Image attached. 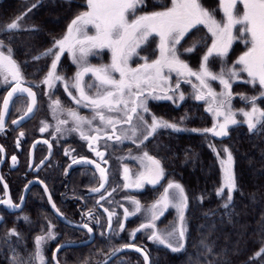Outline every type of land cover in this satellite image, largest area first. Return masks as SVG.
<instances>
[{"label":"snow or ice","instance_id":"6c2138e0","mask_svg":"<svg viewBox=\"0 0 264 264\" xmlns=\"http://www.w3.org/2000/svg\"><path fill=\"white\" fill-rule=\"evenodd\" d=\"M238 3L242 5V9L239 11L237 10ZM85 6L88 10L80 13L71 21L66 34L60 39H54L52 47L34 59L51 58L50 68L42 81L49 90L55 86L57 81H60L63 83L64 91L75 101L77 106L92 110L91 118L81 116L78 111L72 109L66 110V114L71 118L73 124L67 131L78 133L82 140L88 142L89 149L104 164L108 162L104 159L105 151L99 150L101 141H103L105 149L109 141L122 144L126 140H130L139 148L158 129H172L175 132L185 130L181 129L178 124L164 120L162 117H156L154 114L150 116L151 123H148L141 115V112H149L146 104L148 97L173 100V95H176L180 100L185 99L184 93L179 91L180 81L177 80L174 86L170 83L171 73H176L177 77L185 78L184 82L188 84H192L191 79L188 78L194 77L198 81V84L192 85L194 98L206 101L208 103L206 111L216 118L211 128L192 129L191 131L225 137L228 135L230 125H237L241 122L246 124L248 131L252 133L258 129H264V109L257 106L258 100H264V0H219L218 8L212 11L205 8L201 0H170V5L162 6L163 10L151 12L143 11L146 7V0H86ZM216 11L222 13V19L219 21L215 16ZM20 19L22 17H18L6 28H0V31L11 33L20 30L18 23ZM237 25L240 26L238 31L246 45V50L229 66L227 57L233 41L237 39L233 35ZM89 26L94 29L92 35H89ZM197 26L207 29V33L211 35V44L206 46L207 50L201 58L199 70L194 71L180 59L181 53L177 46H180L185 36ZM154 38H158L159 58L149 62L147 57H140L144 63L136 68L131 67L129 61L132 57H139V50ZM199 43L203 44V39ZM196 47L197 45L193 44L191 47L185 48L184 51L192 52L196 50ZM4 48V42L0 40V83L8 86L14 82V86L3 99V111H0V132L5 129L4 116L8 112L13 96L26 94L30 98L25 115L31 114L36 106V93L32 91V87L25 86L20 65L13 59L12 49L8 47L7 54H5ZM104 49L111 51L110 64L94 66L87 62V57L90 54L94 52L98 54ZM65 52L71 54L73 64L77 65L74 76L68 79L57 74L58 64ZM211 57L220 60L219 73L210 70L209 59ZM113 73H119V79L115 78ZM241 73L247 74L246 80L241 76ZM89 74H91L93 82L86 84L85 77ZM239 80H243L244 83L253 87L258 85L260 88L258 95L236 94L250 108L247 111L244 108L234 111L232 108L231 102L234 98L232 85L233 82ZM211 81H218L223 86V91L219 94L215 92L211 87ZM37 87L39 86L37 85ZM158 90L161 94H157ZM73 91L78 95L74 96ZM89 92L93 94L89 95ZM168 93H173V95ZM51 107L54 113L60 111L61 114H64L58 99L52 101ZM237 114L243 117V121L236 119ZM221 117L223 118L222 122ZM134 118L143 127L138 143L137 136L140 129L133 125ZM94 122L98 123L94 124ZM12 123L17 124L19 121L13 120ZM68 123V119H58L55 131L57 133L64 131L63 126ZM125 125L128 127L124 128ZM48 127L45 123L41 131H46ZM20 136L23 137L24 133L21 132ZM209 147L218 159L221 152L225 154V158L219 159L223 177L222 184L216 190V194L224 198L225 202L222 207L228 209L232 205V193L237 190L234 158L227 147L220 150L211 144ZM2 151L3 149L0 147V152ZM69 154V151L65 152V155ZM11 159L15 164L16 157L13 156ZM132 159L140 161L142 170L133 179L129 174L130 170L127 167L123 169L125 188L140 189L145 184L155 186L163 179L164 170L160 160L149 155L147 151H143L140 156L132 157ZM72 163L94 164L95 169L99 172L98 179L101 183L99 187L93 188L91 191L100 192L104 188L108 181L107 168L87 158H73ZM108 195L111 193L109 192ZM49 199L51 198L49 197ZM100 199H105V197L101 195ZM199 199L203 200V197ZM187 202L188 197L183 186L176 182H169L162 195L148 209L149 221L142 223L139 228L132 231L130 237L135 239L136 232L151 229L149 239L153 242L164 245L173 252L181 251L184 248L183 221ZM0 203L9 208L22 206L13 204L10 197L0 200ZM130 203L135 205V208L133 212H129L127 208L124 209L123 218L125 220L141 211L138 200L130 198ZM52 207L56 209L55 204H52ZM169 207L177 210L181 227L167 234H161L156 230L154 221L162 216ZM56 211L59 213L58 209ZM104 211L108 213V228L111 229L115 213L108 209H104ZM85 215L89 218L93 217L91 211ZM22 219L25 222H30L27 216ZM96 222L99 223L98 220ZM49 225L51 227L50 222ZM83 227L92 232V228L87 224H84ZM118 230H124L123 223L118 222ZM9 235L19 236V233L13 228ZM173 237L178 238L177 246H173L170 242ZM48 239H55L53 232L49 231L46 236H37L35 239L37 246L35 258L39 260V264H45L41 246ZM131 247H135V245L125 244L121 248L115 249L113 254ZM136 251L143 252V249L136 248ZM206 251L211 252V249L206 248ZM262 255H264V247L256 253V258ZM144 260H148L146 252H144ZM57 264H59L58 261Z\"/></svg>","mask_w":264,"mask_h":264},{"label":"trees","instance_id":"16d2710c","mask_svg":"<svg viewBox=\"0 0 264 264\" xmlns=\"http://www.w3.org/2000/svg\"><path fill=\"white\" fill-rule=\"evenodd\" d=\"M166 2L167 0H146L144 10L156 11L158 7L166 5ZM85 5L86 0H0V28H6L18 17H22L18 21L20 30L11 33L0 31V40L4 42V49H12L13 59L29 81L45 77L51 58L36 60L34 57L52 47L54 39H60L66 34L71 21L88 10ZM202 39L203 44L199 43ZM156 42L155 39H150L139 50V57H132V63L135 66L143 64L140 57L153 61L158 52ZM193 44L197 45L195 51H184ZM210 44V33L203 26H197L177 46L181 53L180 59L194 71L199 70L206 46ZM245 50L246 45L239 35L228 52L227 64L231 66ZM65 58L64 64L63 61L60 62L58 72H63V68L67 67L66 71L72 74L73 66L68 57ZM104 61L107 62V59ZM67 64L72 67L66 66ZM220 66L218 58L209 59V68L214 73H219ZM73 71L75 73L76 69ZM241 76L244 80L247 79L244 74ZM188 79H191L192 84L184 82L185 78L176 76H172L170 80L173 86L177 80L180 81L179 91L184 93V100L168 93L173 95V100L148 97L146 101L149 123L150 116L154 114L185 129L180 132L158 129L145 145L149 155L161 162L164 170V177L161 179L163 189L169 182H176L183 186L188 197L183 221L184 248L177 252L163 249V256H160L156 264H264V255L256 258V253L264 247V129L252 133L241 122L230 125L225 137L191 131L211 128L216 118L206 111V101L194 98L192 85L198 84V81L194 77ZM210 83L218 94L223 91V86L218 81ZM254 89L257 91L256 87L243 80L233 83L234 98L231 103L234 111L241 108L250 110L236 94L258 95ZM157 94H161L159 90ZM262 101L264 100H258L257 106L264 109ZM234 102L239 103V108H234ZM241 117L237 114L236 119L240 121ZM220 119L222 122L223 118ZM209 144L214 145L217 150L227 147L234 158L237 190L232 193L233 201L228 209L222 207L224 198L216 194L219 188L216 174L221 170L219 159L225 158V154L221 152L218 159ZM206 248H210L211 252L206 251Z\"/></svg>","mask_w":264,"mask_h":264},{"label":"flooded vegetation","instance_id":"af4514ba","mask_svg":"<svg viewBox=\"0 0 264 264\" xmlns=\"http://www.w3.org/2000/svg\"><path fill=\"white\" fill-rule=\"evenodd\" d=\"M65 60L62 56L60 62L63 61L64 64ZM70 64L66 66H71ZM72 66V74L66 71L67 67L63 68V72H58L57 68V72L66 79L71 78L75 74L73 69H76L73 64ZM23 78L25 86L32 87L36 93L37 108L32 118L22 121L30 99L25 96L16 97L4 120L5 129L0 132V147L3 149L0 152V200L10 197L13 204L22 205L21 210L16 211L17 208H9L0 203V264H39V260L35 258V239L37 236H46L49 231L54 233L55 239H48L41 246L45 264H57V261L59 264H146L143 255L136 248L147 253L150 264H156L160 256H163V249H171L149 239L151 229L136 232L135 239L130 237V233L149 221L148 209L162 195L164 185L160 181L155 186L145 184L140 189L124 187L125 167L130 170L129 174L133 179L142 170L140 161L132 157H138L146 151V141L139 148L130 140L122 144L109 141L106 149L101 141L99 150L105 151L104 159L108 162L104 164L78 133L67 131L73 124L66 110L78 111L79 115L88 118H91L92 110L77 106L59 81L54 98L61 102L64 114L54 120L45 103V96L37 87L44 78L38 81H29L25 76ZM86 81V84L93 82L91 74L87 75ZM12 86L14 82L3 89L0 83V111L3 109V99ZM92 94L89 92V95ZM73 95L77 96L78 93L73 91ZM58 119L69 120L63 126L65 130L60 133L55 131ZM13 120L19 123L13 124ZM45 123L49 127L46 131H41ZM21 132L24 133L23 137L20 136ZM142 132L141 125L137 143ZM66 151L70 154L65 155ZM13 156L16 157L15 164L11 159ZM73 158L94 160L107 168L108 181L100 192L91 191L101 183L95 165L73 164ZM109 192L111 195H108ZM101 195L105 199H100ZM130 198L140 202L141 211L125 220L124 209L133 212L135 208L130 203ZM52 204L56 205L59 213L53 209ZM104 209L115 213L111 229L108 228V213ZM89 211L93 213L92 218L85 215ZM24 216L29 217L30 222H25L22 219ZM173 217V213L159 216L154 221L156 230L167 234L180 228L178 217ZM118 222L124 224L123 231L118 230ZM84 224L91 227L92 232L84 228ZM13 228L19 236L9 235ZM170 242L177 246L179 241L173 237ZM125 244L135 247L125 248L126 251L108 261L114 250Z\"/></svg>","mask_w":264,"mask_h":264},{"label":"rangeland","instance_id":"374dc122","mask_svg":"<svg viewBox=\"0 0 264 264\" xmlns=\"http://www.w3.org/2000/svg\"><path fill=\"white\" fill-rule=\"evenodd\" d=\"M208 4H212V6L211 7H213V8H211V7H209L208 5H207V3ZM212 2V3H211ZM201 3H202V5L205 7V8H207L209 11H212L213 9H217L218 8V4H219V0H201ZM166 5H170V0H167V2H166ZM242 9V5L241 4H239L238 3V5H237V10L239 11V10H241ZM159 10H163V8L161 7V8H157V10L156 11H159ZM143 11L144 12H146L144 9H143ZM215 16H216V19L219 21V20H221L222 19V13L220 12V11H216L215 12ZM240 29V26L239 25H237V29L236 30H234V32H233V35L234 36H236L237 38H238V36L240 35V32L238 31ZM88 32H89V35H92V34H94V29L91 27V26H89V28H88ZM157 42H156V49H158L157 48V44H158V38H154ZM237 39H235L234 41H233V44H234V42L236 41ZM232 44V45H233ZM144 48V46L141 48V49H143ZM4 51H5V54H7V50L6 49H4ZM243 54V53H242ZM64 55H66L69 59H70V62L73 64V62H72V59H71V54L70 53H68V52H65L64 53ZM63 55V56H64ZM105 55H106V57H105ZM65 56V57H66ZM157 58H159V51L156 53V57H155V59H157ZM104 59H107V62H105L104 61ZM154 59V60H155ZM219 60V59H218ZM220 61V60H219ZM87 62L89 63V64H91V65H94V66H100V65H107V64H110L111 63V51L110 50H108V49H104V50H102V51H99L98 52V54H96L95 52L93 53V54H90L88 57H87ZM129 64H130V66L131 67H133V68H136V67H138V66H135L133 63H132V61L130 60L129 61ZM75 67H76V70H77V65L76 64H73ZM140 66V65H139ZM237 67H239V66H237ZM58 68V67H57ZM220 68H221V66H220ZM220 68H219V71H220ZM165 72H167V70H165ZM57 74H59L58 72H57ZM172 74H176V73H172ZM171 74V77L172 76H176L177 77V75H172ZM241 74H244L246 77H247V74L246 73H241ZM113 75H114V77L115 78H117V79H119V73H113ZM86 78H87V76L85 77V83L87 82L86 81ZM177 78H179V77H177ZM171 80V79H170ZM237 82V81H236ZM58 83H59V81H57L56 83H55V86L51 89V90H49V88H48V86L47 85H45V84H43L42 82L40 83V84H38V89L42 92V94L45 96V103H47V106H48V109H50V113H51V115H52V117H53V119L54 120H56L57 118H59L62 114H61V112L60 111H57V112H53V110H52V107H51V104H52V101L53 100H57L56 98H54L55 96H54V93L56 92V90H57V86H58ZM92 83V82H91ZM233 83H235V82H233ZM1 87L4 89V88H6L7 86H5V85H3V83H1ZM255 88V87H254ZM256 89H257V91H255V89H254V92H257L258 94H259V92H260V88H259V86L257 85L256 86ZM148 100V99H147ZM148 102H146V104H147ZM262 105H264V101H262V103H261ZM233 106H234V108H239V103H236V102H234L233 103ZM245 109V108H244ZM141 115H143V117H144V119L145 120H147L148 121V118H147V116H148V112L147 113H143V112H141ZM243 119H242V117H241V120L240 121H242ZM133 121H134V125L138 128V129H140V126H141V124H140V122L137 120V119H133ZM148 123H149V121H148ZM208 123V122H207ZM234 172H235V177L237 176L236 175V170H235V167H234ZM222 177H223V172H222V169L220 170V171H217V174H216V178H217V183L219 184V187L221 186V184H222ZM236 180H237V178H236ZM146 185H149V184H146ZM174 191V190H173ZM226 192H227V190H226ZM172 210V211H171ZM166 213H170V214H174V217H173V219L174 218H176V217H178V212H177V210L175 209V208H173V207H169L165 212H164V215L166 214ZM172 219V220H173ZM180 222V221H179Z\"/></svg>","mask_w":264,"mask_h":264},{"label":"water","instance_id":"95a60500","mask_svg":"<svg viewBox=\"0 0 264 264\" xmlns=\"http://www.w3.org/2000/svg\"><path fill=\"white\" fill-rule=\"evenodd\" d=\"M11 90V89H10ZM33 91V90H32ZM34 92V91H33ZM7 96V95H6ZM19 96H25V97H27L26 96V94H22V95H19ZM16 97H18V96H13V98H12V101H10V103H9V109H8V112H7V114L4 116V120L8 117V115H9V112H10V108H11V104H12V102H13V100L16 98ZM30 99V98H29ZM36 108H37V97H36V106H35V108H34V111L31 113V114H28V115H26L25 116V118H23V120L22 121H27V120H29L30 118H32L33 117V115L35 114V112H36ZM2 111H3V109H2ZM21 210V208H17V210L16 211H20ZM0 224H1V220H0ZM124 251H126V250H122V251H118V252H116L115 254H113L112 256H111V258L108 260V261H111L113 258H115L116 256H118L120 253H123ZM142 255H143V257H144V253L143 252H140ZM107 262H105V264H106ZM146 264H150V261H149V259L146 261Z\"/></svg>","mask_w":264,"mask_h":264}]
</instances>
